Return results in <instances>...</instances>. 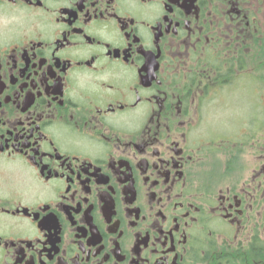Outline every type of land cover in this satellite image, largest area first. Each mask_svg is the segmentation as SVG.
I'll list each match as a JSON object with an SVG mask.
<instances>
[{
  "label": "flooded vegetation",
  "instance_id": "flooded-vegetation-1",
  "mask_svg": "<svg viewBox=\"0 0 264 264\" xmlns=\"http://www.w3.org/2000/svg\"><path fill=\"white\" fill-rule=\"evenodd\" d=\"M0 264H264V0H0Z\"/></svg>",
  "mask_w": 264,
  "mask_h": 264
}]
</instances>
